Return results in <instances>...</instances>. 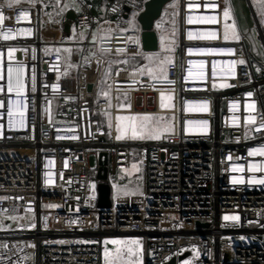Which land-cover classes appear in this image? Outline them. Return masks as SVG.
<instances>
[{"label": "built area", "instance_id": "obj_1", "mask_svg": "<svg viewBox=\"0 0 264 264\" xmlns=\"http://www.w3.org/2000/svg\"><path fill=\"white\" fill-rule=\"evenodd\" d=\"M60 1L0 2V264H102L107 237H138L141 264L188 252L179 264L193 251L191 264H264V185L249 183L264 179V71L245 40L229 35L223 1L164 5L176 26L165 79L132 77L135 88L123 90L128 110L115 107L120 89L110 101L96 99L106 57L142 52L124 31L100 34L121 23L124 5L112 1L98 18L90 1L69 0L81 34L70 43L76 57L66 59L65 42L42 38L44 14L55 26L68 22ZM131 71L120 68L112 85ZM138 93L171 95V130L159 139L118 135L115 116L134 113ZM107 112L108 126L96 121ZM102 152L105 180L97 177ZM134 161L140 190L125 195L119 172ZM99 183L110 185L105 208Z\"/></svg>", "mask_w": 264, "mask_h": 264}, {"label": "rangeland", "instance_id": "obj_2", "mask_svg": "<svg viewBox=\"0 0 264 264\" xmlns=\"http://www.w3.org/2000/svg\"><path fill=\"white\" fill-rule=\"evenodd\" d=\"M172 2L175 4L177 0H172ZM251 8H252V12H251L252 24L251 26L246 27L245 29L239 31L238 34L241 38L245 40L247 44V48L253 57V62L257 63V65L261 67V69L259 70L264 71V50L262 47V39L264 38V0L251 1ZM163 14L164 16L162 18L164 19L162 22L165 24L163 28V37L168 42L167 45H163V47L158 50V53L156 52V54L153 55V57L150 60L149 66L144 61L140 66H136V67L126 64L122 66H116L114 68L113 66L116 65L117 62L115 64L109 62L111 63L110 71L112 72V75L109 77L110 82L108 84L104 82L105 79L104 77L107 74L106 72L107 70L104 69V67L97 81L96 95L99 97V99L100 97H102L101 99H103V97L107 99L109 95L112 94L113 89L127 90V89L135 88L134 85L135 82L134 79H132V77L134 76H136L138 80L140 78H146L149 81H155V80L162 81L165 79L166 63L172 58L171 52L175 49L174 40L176 36V26L174 25L173 14L167 11ZM130 20L132 21V18ZM130 20L128 22H130ZM128 38L131 44L136 43L131 36ZM136 45L137 48L140 49L138 43ZM123 66L124 67L127 66L128 68L135 71L128 72L124 75L121 74L120 76V79H122V81H120L121 83L118 84L117 86H113L112 77L115 76L116 73L119 71V69L123 68ZM130 73H133L134 75ZM262 76H264V73L262 74ZM158 88H162V87H158ZM136 95L142 98L141 94L138 93ZM148 96L149 97H147L148 98L147 104L152 105L154 95L148 94ZM116 98L119 100L116 106H121V105L129 106L128 93L117 94ZM158 99H159L158 109L160 111L165 110L166 116H160L161 114L152 113V112L118 114L116 116V123H117L116 129H118L117 132L121 131L122 135L126 134V136L130 135L135 137L141 135V133L151 136H158V134H160L161 132L170 131L172 125V119L174 118L173 106L171 104V95L168 93H160ZM120 101H122L123 104H120L121 103ZM136 106L137 108H141L139 98L136 99ZM148 108H153V107L148 106ZM161 117H165V118L167 117L168 122L165 123L161 121L162 120ZM137 119L139 120L142 119V121H138ZM154 121H155V125L152 123ZM140 140H152V139L147 138ZM132 169H133V173L131 177L133 180H131V183L134 184L139 182L138 176L136 175L138 173V169L136 165H133ZM111 186L114 189L113 187L114 184H111ZM97 187L100 191L104 189L103 183L101 184L99 183ZM134 190H136V188L124 189L123 192L127 191L129 193H134L133 192ZM16 221H19V219L17 218ZM111 240H117L120 241L121 243H117V244L105 243V241H111ZM132 240L139 241V244L134 245L127 243L128 241H132ZM128 248L133 249V254L131 256L127 254ZM195 255H196V251H193L189 257L180 261L179 264H191ZM141 257H142V244L138 237H107L104 239L102 264H133V262L134 264H141Z\"/></svg>", "mask_w": 264, "mask_h": 264}, {"label": "crops", "instance_id": "obj_3", "mask_svg": "<svg viewBox=\"0 0 264 264\" xmlns=\"http://www.w3.org/2000/svg\"><path fill=\"white\" fill-rule=\"evenodd\" d=\"M28 1L29 0H0V2H4V3L10 4V5H23V4L27 3ZM112 1H116V0L103 1L104 9H101L103 11H101L98 14L99 15L98 18L103 17L107 6ZM122 1H124L123 3H121L122 5H125L127 3L136 4L139 7V9H137L136 7H131V11L127 13V16H124L125 11L123 9L122 10V16H121V23L119 24V23H114V22H108L107 25H106V29L104 31H102L100 34L103 35V32L108 31V30L109 31L110 30L124 31V32H126L128 34V37L131 36L135 40L136 43H133V44L136 45L138 43V46H139V36H138L139 27H138L137 22L135 21V16L137 15L138 11L142 8L143 4L141 5L139 3V0H122ZM144 1L145 0H142L143 3H144ZM222 1H223V4H224V7L232 15L233 29L230 30L229 35L231 37H240L238 33H239V31H241V27H240L239 24H238L239 26H237L236 23L238 22L237 20L239 19L238 18V16H239L238 6H240L241 3H243V2H242V0H222ZM251 1H254V0H244V2L246 3L247 9H249V11H250V14L252 12ZM59 6L61 8V11H63L65 13V15L67 16V18H68V22H67V23H69L68 29L67 30L64 29V26L66 25V23L63 24L61 27L53 25L51 23L49 17L46 14H44L42 16V23H43L42 38L45 41H51L52 39H54V40L59 41V42H63V43L65 42L66 44H64L62 47H59L60 50L63 51L64 56L66 57V59H74L76 57V47H74V45H70V43H72V42L76 43L80 39V34H81L78 31V29H77V27H76V25L74 23V19H72L73 16L75 18L76 8L69 0L60 1ZM163 13H165V11H162V14H161L160 18L155 23V29L158 32V38H159L158 50L161 49L163 47V45H167V43H168L165 40V38L163 37V28L164 27H161V24L163 23L162 21L164 19V18H162L164 16ZM133 15H135V16H133ZM131 18H132V21L130 20ZM129 20H130V22H128ZM122 21H124V22H122ZM123 24H125L124 26L127 27V28H125V30H121V26ZM156 52L158 53V51H156ZM156 52H148L147 53V52H143L142 51V52L136 53V54L121 53V54H117V55H109V57H106V59H105L104 69L107 70L106 71L107 74H111L112 75V72L110 71L111 63L112 64H115L116 62L119 63L125 56H143V62L145 61L147 63V65L149 66L150 65V60L153 57V55L156 54ZM107 60H109V61H107ZM109 62H111V63H109ZM253 63L256 66L257 69H261V67L258 66L257 63H255V62H253ZM66 72L74 73L73 67L71 65H69L67 67ZM107 74L104 77L105 78L104 82L106 84H108L110 82V80L107 79ZM127 93L128 92H126V91L120 90L119 92L116 93V95L117 94H127ZM111 96H112V94L109 95V97L107 99L104 98V97H103V99H106L107 101H110ZM128 96H129V94H128ZM136 96H138V95L135 94L134 97L132 98V103H133V105L135 107H137L136 106V99L137 98L140 99L141 106H142V104H145L146 107H148V106H151L153 108L155 106L157 108L159 107V103H158L159 96L157 98L154 97L152 105H148L147 104V100H148L147 97H149L148 95H146L145 97L142 96V98L140 96H138V97H136ZM101 98L102 97H100V99ZM96 99H99V97L97 95H96ZM118 102H119V100L117 99V103ZM120 102H121L120 104H123L122 101H120ZM117 103H116V105H117ZM116 105H115V107L118 110H128L129 107H130V97H129V106H123V105L116 106ZM152 113H159V114H161L160 116H166L165 115V113H166L165 110H162L160 112L152 111ZM118 114H132V113L124 112V113H118ZM118 114H116V116ZM116 116H115V118H116ZM95 118H96V121L103 122L106 126H108L110 124V120H111V113L107 112V113L96 114ZM161 119H162L161 121H163L165 123L168 122V118L167 117L166 118L165 117H161ZM137 120L138 121H142V119H140V120L137 119ZM152 123L155 125V121L152 122ZM116 125H117V123H116ZM161 133H165V132H161ZM160 134H158V135H160ZM118 135L121 138L133 139V136H130V135L126 136V134H123L124 135L123 136L121 131H118ZM133 165H136L137 169H138L139 165H138V163L136 161H134L128 168L120 170V172H119V183L116 184L117 190L121 191L124 188L125 184H127V183L131 184V180H133L132 177H131L132 173H133V169H132ZM26 218H28V217H26Z\"/></svg>", "mask_w": 264, "mask_h": 264}, {"label": "water", "instance_id": "obj_4", "mask_svg": "<svg viewBox=\"0 0 264 264\" xmlns=\"http://www.w3.org/2000/svg\"><path fill=\"white\" fill-rule=\"evenodd\" d=\"M171 0H145L142 8L138 11L135 21L139 27V46L143 52H156L159 47V38L158 32L155 29V23L160 18L163 7L166 3ZM123 9L125 11L124 16H127V13L131 11V7L129 5H124ZM74 19V16L72 17ZM69 27V23H66L64 29L67 30ZM19 57V54H17ZM88 89H91V85H88ZM107 163H108V155L106 152H102L99 155V167L97 171V177L105 180L107 177ZM101 184V183H100ZM107 183H103L104 189L100 191L97 187L98 191V206L100 208H105L110 205V187L109 185H105ZM198 225H202L201 223H197ZM188 252H185L182 255H179L177 258L171 257L167 262L163 264H175L176 259L181 260Z\"/></svg>", "mask_w": 264, "mask_h": 264}, {"label": "trees", "instance_id": "obj_5", "mask_svg": "<svg viewBox=\"0 0 264 264\" xmlns=\"http://www.w3.org/2000/svg\"><path fill=\"white\" fill-rule=\"evenodd\" d=\"M87 1H90L93 4V7H94L93 12L95 13L96 17H98L99 16L98 14L101 11H103L101 9H104L103 1H106V0H87ZM116 2L118 4H121L124 1L116 0ZM242 2L243 3H241L240 6H238V9H239L238 10L239 11L238 18L239 19L237 21L239 23L236 21L237 22L236 23L237 26L240 25L241 30L245 29L246 27L251 26V24H252L250 11H249V9H247V6H246V3L244 2V0H242ZM139 3L142 5L143 4L142 0H139ZM122 10H123V8H122ZM122 22H124V21H122ZM124 25L125 24H123L121 26V30H125V28H127ZM231 29H233V25L228 29V31L230 32ZM107 57H109V56H107ZM142 62H143V56H125L119 63H117L113 67L115 68L116 66H122V65H126V64H129V65H131L133 67H136V66H140L142 64ZM110 75L111 74H107V79H109ZM133 188H136V190L133 191L134 193L139 192V190H140V181L137 182V183H134V184H132V183L131 184H128V183L125 184L124 188L121 191H124V189H133Z\"/></svg>", "mask_w": 264, "mask_h": 264}, {"label": "snow or ice", "instance_id": "obj_6", "mask_svg": "<svg viewBox=\"0 0 264 264\" xmlns=\"http://www.w3.org/2000/svg\"><path fill=\"white\" fill-rule=\"evenodd\" d=\"M249 95H251V94H249ZM194 123H199V122H194ZM147 138L159 139L160 136H151V135H147V134L141 133V135H138V136L133 137V139H147ZM255 154H256L255 152H250L249 153V155H255ZM261 155H264V152H261ZM229 159H231V157H229ZM255 167H256L255 165H252V166H250V169L249 170H254ZM232 170L233 171H243V168L242 167H240V168H233ZM232 182L234 184H238V183H243L244 181H243L242 178L233 177ZM249 183H258V184L264 185V179H260V180L253 179V180H250ZM124 194L125 195H128V194H134V193H129V192L126 191ZM46 207H57V206L56 205H47ZM224 219L225 220H233V221H236V220L239 219V217L238 216H225ZM105 243L117 244V243H121V242L120 241H117V240H111V241H105ZM127 243L134 244V245H138L139 244V241L132 240V241H128ZM127 254L129 256H131L133 254V249L132 248H128L127 249ZM106 255H107V253H106ZM133 264H134V262H133Z\"/></svg>", "mask_w": 264, "mask_h": 264}, {"label": "bare ground", "instance_id": "obj_7", "mask_svg": "<svg viewBox=\"0 0 264 264\" xmlns=\"http://www.w3.org/2000/svg\"><path fill=\"white\" fill-rule=\"evenodd\" d=\"M160 85H162V84H160ZM152 112V111H154V112H160V110L156 107V108H148V107H146L145 108V110L143 109V108H137V107H133L132 109H131V111L132 112H134V113H137V112ZM121 113H123V112H121Z\"/></svg>", "mask_w": 264, "mask_h": 264}]
</instances>
